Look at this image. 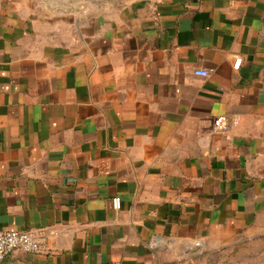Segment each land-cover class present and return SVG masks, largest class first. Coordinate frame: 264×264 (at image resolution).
I'll return each instance as SVG.
<instances>
[{
	"label": "crops",
	"instance_id": "0c3cea01",
	"mask_svg": "<svg viewBox=\"0 0 264 264\" xmlns=\"http://www.w3.org/2000/svg\"><path fill=\"white\" fill-rule=\"evenodd\" d=\"M0 231L44 247L8 264L264 256V0H0Z\"/></svg>",
	"mask_w": 264,
	"mask_h": 264
},
{
	"label": "built area",
	"instance_id": "2783aa9c",
	"mask_svg": "<svg viewBox=\"0 0 264 264\" xmlns=\"http://www.w3.org/2000/svg\"><path fill=\"white\" fill-rule=\"evenodd\" d=\"M242 59H236L234 69L238 70L241 66ZM195 75L208 77L209 72L204 70H196ZM230 124L226 116L216 117L213 120V130L215 133H225L229 130ZM112 206L115 211H120L122 201L119 196L112 200ZM200 244L197 243V246ZM42 243L37 237L28 231H0V264H8L7 257L16 250L25 253H39L43 250Z\"/></svg>",
	"mask_w": 264,
	"mask_h": 264
},
{
	"label": "rangeland",
	"instance_id": "374dc122",
	"mask_svg": "<svg viewBox=\"0 0 264 264\" xmlns=\"http://www.w3.org/2000/svg\"><path fill=\"white\" fill-rule=\"evenodd\" d=\"M218 257L219 254H216L215 258L211 255L207 258V264H264L262 252L247 251L245 248L223 253Z\"/></svg>",
	"mask_w": 264,
	"mask_h": 264
}]
</instances>
